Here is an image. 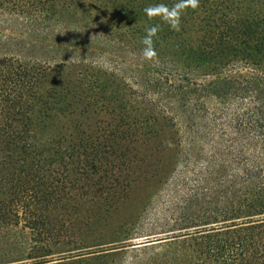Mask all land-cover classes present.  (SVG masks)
I'll return each mask as SVG.
<instances>
[{
    "label": "trees",
    "instance_id": "16d2710c",
    "mask_svg": "<svg viewBox=\"0 0 264 264\" xmlns=\"http://www.w3.org/2000/svg\"><path fill=\"white\" fill-rule=\"evenodd\" d=\"M60 1L66 20L54 0H0L24 45L44 49L0 55V229L28 232L33 264H73L103 252L78 254L100 245L78 237L173 181L179 264H264V0H198L178 31L144 8L180 0ZM151 25L157 55L145 59ZM53 67L80 81L52 85ZM97 74L126 95L99 102Z\"/></svg>",
    "mask_w": 264,
    "mask_h": 264
},
{
    "label": "rangeland",
    "instance_id": "374dc122",
    "mask_svg": "<svg viewBox=\"0 0 264 264\" xmlns=\"http://www.w3.org/2000/svg\"><path fill=\"white\" fill-rule=\"evenodd\" d=\"M60 6L61 1L54 0L51 10L57 17L66 20L68 15ZM24 30V25L20 22L0 16V55L11 53L23 60H28L34 57L35 53L44 50L41 47L38 49L29 44L24 45V39L21 38ZM51 70L54 80L52 85L62 86L57 82L60 79L64 83L80 81L79 69L53 67ZM94 87L93 91L96 95L104 93L106 96L102 101L98 100L101 103L109 101L114 93L126 95L125 86L117 78L97 74ZM184 204L183 192L173 181L148 183L129 201L122 204L119 211L112 215L109 224L101 221L95 225L92 233L87 235L94 237L86 240L78 237L82 245L100 244L97 247L83 249L78 254L103 252L89 256L85 254L80 258H69L64 260V263L70 261L73 264H179L176 255L180 256V249L171 238L175 232H168L170 228L166 222L169 218L179 217L182 212H185ZM30 246V235L27 231H22L20 227L1 228L0 264L35 263L33 259H27ZM73 255H77V252L71 254Z\"/></svg>",
    "mask_w": 264,
    "mask_h": 264
},
{
    "label": "clouds",
    "instance_id": "9594fccd",
    "mask_svg": "<svg viewBox=\"0 0 264 264\" xmlns=\"http://www.w3.org/2000/svg\"><path fill=\"white\" fill-rule=\"evenodd\" d=\"M198 0H180V3L168 8L167 5L157 4L144 8V13L148 17L159 16L161 20L167 22L173 29L179 30L180 15L183 7L191 6L196 8ZM159 31L158 25H151L145 28V35L141 38L140 43L143 45L142 55L145 59H152L157 55L154 47L153 38Z\"/></svg>",
    "mask_w": 264,
    "mask_h": 264
}]
</instances>
